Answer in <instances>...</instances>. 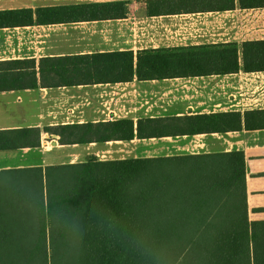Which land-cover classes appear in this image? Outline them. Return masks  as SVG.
I'll return each instance as SVG.
<instances>
[{"label": "trees", "instance_id": "trees-1", "mask_svg": "<svg viewBox=\"0 0 264 264\" xmlns=\"http://www.w3.org/2000/svg\"><path fill=\"white\" fill-rule=\"evenodd\" d=\"M264 9V0H237ZM129 2L0 12V29L124 19ZM149 17L233 10L235 0H147ZM264 72V40L0 62V92ZM39 74V81L37 79ZM264 130V110L55 129L64 144ZM38 129L0 132V151L35 148ZM240 152L0 171V264H264L249 223ZM66 262V263H65Z\"/></svg>", "mask_w": 264, "mask_h": 264}, {"label": "crops", "instance_id": "crops-1", "mask_svg": "<svg viewBox=\"0 0 264 264\" xmlns=\"http://www.w3.org/2000/svg\"><path fill=\"white\" fill-rule=\"evenodd\" d=\"M129 2L126 18L0 29V62L217 45L264 40V9L211 10L149 17L147 0H0V12L90 3ZM39 81V74H37ZM264 110V72L239 71L195 78L78 85L0 92V132L38 129L40 145L0 158V171L97 161L154 159L185 155L240 152L245 159L249 223L264 221V130L134 138L131 141L64 144L55 129L71 125L182 118ZM256 160L260 192L248 188L247 163ZM109 157V158H107ZM188 256L177 264H198ZM250 264H253L251 248Z\"/></svg>", "mask_w": 264, "mask_h": 264}, {"label": "rangeland", "instance_id": "rangeland-1", "mask_svg": "<svg viewBox=\"0 0 264 264\" xmlns=\"http://www.w3.org/2000/svg\"><path fill=\"white\" fill-rule=\"evenodd\" d=\"M3 156L7 157V159L11 160V161H13L15 159L13 153H0V158H2ZM107 158H109V157H107ZM255 161L256 160L253 158V155H252V156H250V159H248V163H247V170L250 173V175L248 176L247 186H248V188L250 187L252 193L260 192V189H261V188H259L258 179L255 175L256 167H257L255 164ZM254 195H258V194L255 193ZM67 264H69V263L67 262ZM71 264H74V263H71Z\"/></svg>", "mask_w": 264, "mask_h": 264}, {"label": "built area", "instance_id": "built-area-1", "mask_svg": "<svg viewBox=\"0 0 264 264\" xmlns=\"http://www.w3.org/2000/svg\"><path fill=\"white\" fill-rule=\"evenodd\" d=\"M91 1H94V0H91ZM96 1V0H95ZM97 1H99V0H97Z\"/></svg>", "mask_w": 264, "mask_h": 264}]
</instances>
